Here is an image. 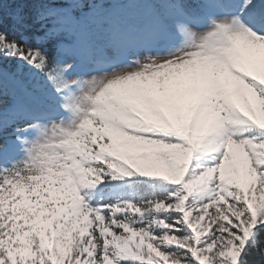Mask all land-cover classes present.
Here are the masks:
<instances>
[{
    "label": "snow or ice",
    "instance_id": "snow-or-ice-1",
    "mask_svg": "<svg viewBox=\"0 0 264 264\" xmlns=\"http://www.w3.org/2000/svg\"><path fill=\"white\" fill-rule=\"evenodd\" d=\"M0 264H264V0H0Z\"/></svg>",
    "mask_w": 264,
    "mask_h": 264
},
{
    "label": "trees",
    "instance_id": "trees-1",
    "mask_svg": "<svg viewBox=\"0 0 264 264\" xmlns=\"http://www.w3.org/2000/svg\"><path fill=\"white\" fill-rule=\"evenodd\" d=\"M30 6H31V5H29V7H30ZM11 7L15 8V7H17V5H16V4H12Z\"/></svg>",
    "mask_w": 264,
    "mask_h": 264
}]
</instances>
